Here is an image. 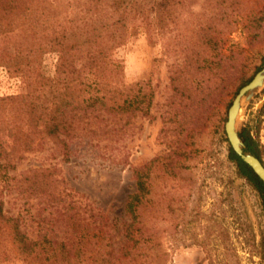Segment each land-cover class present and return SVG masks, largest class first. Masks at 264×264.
I'll list each match as a JSON object with an SVG mask.
<instances>
[{
    "label": "trees",
    "instance_id": "trees-1",
    "mask_svg": "<svg viewBox=\"0 0 264 264\" xmlns=\"http://www.w3.org/2000/svg\"><path fill=\"white\" fill-rule=\"evenodd\" d=\"M240 9L241 0H0V67L21 84L18 92L0 96V264H166L157 228L162 205L147 184L157 158L132 169L134 190L118 224L80 199L53 161H69L78 146L90 145L106 164L128 162L112 150L136 117L148 115L151 96L123 81V62L113 53L138 32L153 44L184 25L191 38L177 48L181 61L170 66L166 100L169 120L177 123L173 133L187 139L205 114L216 117L215 128L224 133L226 109L215 113L220 96L236 94L264 65L263 54L249 75L237 77L221 65L233 56L220 48ZM263 28L261 9L248 22L252 40ZM47 52L56 55L52 75L42 70ZM211 68H224L219 83L212 82L217 73ZM250 121L240 136L264 164V100ZM44 152L49 162L16 172L28 155ZM184 153L173 150L169 162ZM227 158L258 192L264 216V184L229 145ZM34 197L44 204L38 212ZM164 207L172 216L171 201Z\"/></svg>",
    "mask_w": 264,
    "mask_h": 264
},
{
    "label": "rangeland",
    "instance_id": "rangeland-1",
    "mask_svg": "<svg viewBox=\"0 0 264 264\" xmlns=\"http://www.w3.org/2000/svg\"><path fill=\"white\" fill-rule=\"evenodd\" d=\"M193 7L196 11L203 9L200 4ZM261 9H264V0H241L240 18L223 37L220 53L233 56L222 58L220 62L231 76L237 77L241 72L249 75L264 54V28L255 40L248 29L249 20ZM181 26L179 34H165L153 44L148 43L144 33H135L113 53L123 62V81L131 84L134 90L141 87L142 94L151 96L148 115L136 117L119 148L112 150L125 154L128 162L106 164L96 158V148L84 145L78 146L69 161L53 163L80 199L101 208L118 224L123 218V202L134 190L132 169L157 158L155 165L149 168L147 184H151L152 192L155 191L162 205L160 215L163 218L158 221L157 228L168 252L166 264H264L261 199L245 178L237 176L235 165L227 158L229 144L225 133L220 134L215 128L216 117L206 114L201 117L198 125L192 126V136L187 139L179 140L173 133L177 123L169 120L166 104L170 93L169 73L173 69L170 66L181 61L177 48L191 38L190 33L183 34L184 25ZM55 60L53 52L44 55L42 70L45 74H53ZM230 64L233 65L228 68ZM211 69L217 73L212 82L219 83L224 68ZM20 87L19 79L0 67V96L14 94ZM234 95L226 92L220 96L216 115L225 109L227 112V102H231ZM263 100L264 88L246 106L240 117L241 128L251 123L250 118ZM263 126L264 121L260 129L262 143ZM166 128L170 131L164 133ZM176 149L183 150L184 156L179 157L178 162H169ZM50 159L46 152L30 154L17 164L16 172L30 165L45 164ZM31 199L33 212H38L44 205L42 200ZM170 201L172 216L164 207ZM1 264L22 263L13 260Z\"/></svg>",
    "mask_w": 264,
    "mask_h": 264
},
{
    "label": "water",
    "instance_id": "water-1",
    "mask_svg": "<svg viewBox=\"0 0 264 264\" xmlns=\"http://www.w3.org/2000/svg\"><path fill=\"white\" fill-rule=\"evenodd\" d=\"M264 88V65L251 79L242 85L231 99L227 108L223 130L233 152L253 171L264 184V164L245 146L240 136V117L249 102Z\"/></svg>",
    "mask_w": 264,
    "mask_h": 264
}]
</instances>
